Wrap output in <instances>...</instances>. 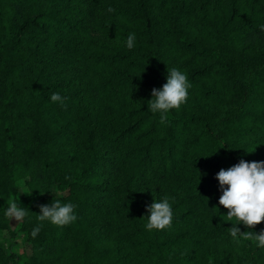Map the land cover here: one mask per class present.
I'll return each mask as SVG.
<instances>
[{
  "label": "trees",
  "instance_id": "16d2710c",
  "mask_svg": "<svg viewBox=\"0 0 264 264\" xmlns=\"http://www.w3.org/2000/svg\"><path fill=\"white\" fill-rule=\"evenodd\" d=\"M261 25L264 0H0V264H264L215 178L264 161ZM172 68L191 88L161 123L148 102ZM164 198L172 225L149 232ZM55 200L77 220L33 237Z\"/></svg>",
  "mask_w": 264,
  "mask_h": 264
},
{
  "label": "clouds",
  "instance_id": "9594fccd",
  "mask_svg": "<svg viewBox=\"0 0 264 264\" xmlns=\"http://www.w3.org/2000/svg\"><path fill=\"white\" fill-rule=\"evenodd\" d=\"M108 12L115 9L109 7ZM264 32V25L260 26ZM136 36L130 33L126 39L128 49L135 46ZM191 84L187 75L176 68L168 69L167 82L162 89H152V99L148 102V110L152 113H159L160 122L165 123L168 113L171 110H179L181 105L188 99V90ZM53 103L65 106V98L59 92L50 96ZM219 181L221 196L219 205L227 209L226 223L232 222L233 227L228 231L231 237L236 240L238 237L244 240L255 242L257 247L264 248V230L259 233L255 231L241 232L238 225H244L248 229H255L257 225L264 223V161L248 162L241 159L238 164L221 169L215 177ZM75 205L72 203L61 204L55 200L51 205H40V213L37 219L41 222L32 230L31 235L36 237L44 221L59 227L69 225L77 220L74 214ZM148 215L145 229L164 230L171 227L173 221V210L167 198L161 201H154L147 206ZM27 209L20 207L16 202L9 200L5 216L12 221L21 222L27 216Z\"/></svg>",
  "mask_w": 264,
  "mask_h": 264
},
{
  "label": "rangeland",
  "instance_id": "374dc122",
  "mask_svg": "<svg viewBox=\"0 0 264 264\" xmlns=\"http://www.w3.org/2000/svg\"><path fill=\"white\" fill-rule=\"evenodd\" d=\"M22 186H24V183H21ZM20 222H16L15 220H11V226L13 229H16L18 224ZM24 235L22 233L18 234L17 238L14 240L13 250L17 253H22L24 251L23 241H24Z\"/></svg>",
  "mask_w": 264,
  "mask_h": 264
}]
</instances>
